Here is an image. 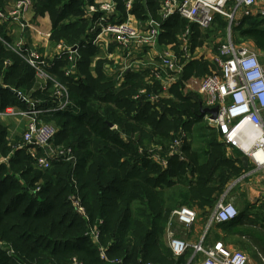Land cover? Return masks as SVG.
I'll list each match as a JSON object with an SVG mask.
<instances>
[{"label":"trees","instance_id":"1","mask_svg":"<svg viewBox=\"0 0 264 264\" xmlns=\"http://www.w3.org/2000/svg\"><path fill=\"white\" fill-rule=\"evenodd\" d=\"M11 1L0 0V8L6 10ZM32 1L34 18L48 16L52 25L43 71L69 89L71 101L66 111L43 120L57 129L54 146L71 149L74 161L38 168L33 147L24 143L25 127L11 136L0 122V264H110L108 259L188 264L192 250L177 258L165 242L172 212L183 206L199 210L206 225L230 184L248 168L244 155L226 145L202 116L203 97L186 89V83L204 79L218 67L202 58L187 59L182 39L188 32L193 56L211 38L221 39L214 48L217 55L229 36V22L216 15L212 27L203 31L178 15L161 21L162 0H135L136 20L145 24L151 16L162 22L158 46L173 50L183 64L182 78L167 97H160L162 84L147 81L149 69L126 71L119 80L107 75L114 62L93 44L100 15H87L95 0ZM116 1L124 20V0ZM5 31L6 25H0V38L13 44ZM230 34L235 45L251 43L264 65V18H241ZM60 42L78 47L81 59L71 76L66 75L71 64L65 58L51 57ZM39 85L35 69L0 40V111L31 106L8 88L38 108L53 107L54 85L45 90ZM152 96L159 98L152 101ZM179 140L182 159L171 153ZM37 153L45 155L42 149ZM153 153L167 160V166L152 159ZM78 199L85 217L74 206ZM251 213L254 221L248 219ZM236 220L218 225L225 239L237 251L264 257V226L257 228L264 223L263 209L248 206ZM94 230L98 242L91 237Z\"/></svg>","mask_w":264,"mask_h":264},{"label":"built area","instance_id":"2","mask_svg":"<svg viewBox=\"0 0 264 264\" xmlns=\"http://www.w3.org/2000/svg\"><path fill=\"white\" fill-rule=\"evenodd\" d=\"M95 1L96 4L89 8L87 15L88 17L100 15L96 23L99 32L93 44L99 48L103 56L114 62V66L107 69V75L119 80L123 78L126 71L132 69L136 71L139 67L143 70L149 69L150 76L147 77V81L161 82L160 97H167L173 84L182 78L184 70L181 59L173 50L158 46L162 22L151 16L145 24L138 22L132 14L135 0H124L127 14L124 20L118 12L116 0ZM263 3L264 0H162L159 13L161 21H167L178 15L198 25L201 30L211 28L216 15L224 17L229 22V36L225 43L221 44L218 54L211 60L218 67V72L201 80L192 79L186 83V89L201 95L206 108L218 107L217 119L212 121L207 116V121L209 126L219 131L226 145L243 150L241 139L249 140L250 132L261 137L258 150L253 148L245 153L250 160L260 164L264 163V65L260 63V54L251 43L235 45L230 32L232 26L241 18L256 16L264 18ZM33 7L32 0H19L10 10L0 8V25L9 26L10 33L18 35L13 40V44L1 38L0 40L6 48L17 53L35 69L40 81L39 89L45 90L49 83L54 85L56 103L53 107L38 108L36 103H32L19 93L21 100L31 106L27 110L8 107L0 111V122L15 121L24 124V143L33 147L30 151L37 167L47 170L51 168L54 161H74L71 149L54 146L57 129L43 120L45 115L66 111L71 101L69 89L43 71L45 59L50 58V48L41 54V49L27 42L32 22L28 17L33 15ZM7 30L8 32L5 31V33L9 37V29ZM182 51L187 59L197 58V52L193 56L189 50L188 32L182 39ZM51 57H63L71 64L66 70L67 76L77 73L81 59L78 47H69L64 42H60L56 45ZM145 93L141 92L142 95ZM158 98V96L151 97L152 101H157ZM181 146L182 141H176L171 150V153L180 159L184 157ZM38 149L45 151V155L38 156ZM151 158L167 166V160L159 155L153 153ZM246 175L237 178L221 197L207 223V230L214 224H226L237 219L239 211L227 198L233 187L240 185L247 178ZM73 203L76 210L84 216L80 200H74ZM197 220V211L186 206L172 212L165 238L175 257L184 256L190 249L193 255L188 264H248L249 260L245 253L232 250L223 242H217L208 247L204 244L205 238H202L197 245H193L187 238L176 236L175 227L188 230ZM91 237L98 242V231L94 230ZM101 255L106 259L104 253ZM108 261L110 264H124L119 259L112 261L108 259Z\"/></svg>","mask_w":264,"mask_h":264},{"label":"crops","instance_id":"3","mask_svg":"<svg viewBox=\"0 0 264 264\" xmlns=\"http://www.w3.org/2000/svg\"><path fill=\"white\" fill-rule=\"evenodd\" d=\"M14 3H15V1L12 0L10 5L7 6L6 10H10ZM263 6H264V3H263ZM28 19L32 22H31V27H30V35L27 39V42L31 46H34V47H37L41 50L47 51V49L50 48L49 47V40H50V36H51V31H52V25H51L49 17L46 16L44 18L39 17V18L35 19L34 15H30L28 17ZM7 28L9 29V35L8 36L10 38L12 37V39L15 40L18 35L11 34L9 26L6 27L7 32H8ZM17 30H19V29L17 28ZM17 34H18V32H17ZM207 116H209V115H207ZM207 116L205 117L206 119H207ZM12 123L13 124H10L9 126H11L12 129L14 126V130H16V131H18L17 129L23 127V125H20L19 122L15 123L14 121H12ZM235 150H237V149H235ZM247 168H248L247 172L245 173V174H247L246 175L247 178L240 185V187L242 189L241 191L243 192V195H240L241 196L239 198L240 200L239 199L236 200V198L232 197L231 192L227 198V200L229 202L234 203L236 207L238 206V210L240 213H242L243 210L248 206L249 207L254 206L256 209H263L264 208V163L260 164L259 162L257 163L254 160H250ZM196 211L198 213V220L191 229L195 232L196 237L198 239H202V238H205L207 236L210 229L207 230V227H206L207 224L206 225L203 224V218L200 216L201 211H199V210H196ZM252 214L253 213H251L248 216V219L254 221L256 218H255L254 214L253 215ZM211 215H210V217H211ZM210 217H209V219H210ZM236 221L237 220H235L234 223ZM236 224H238V223H236ZM262 225L264 226V223L263 224L258 223L257 228H260ZM243 226H245L244 223L242 224V227ZM254 227H256V226H254ZM211 230L212 231L210 233V236L208 237V240H206V243H207V245L205 244L206 246L210 247V246H213L217 242H223L224 241L223 242L224 245H227V247H229L230 249L235 250V247L229 243V239L228 240L225 239V238H227V235L225 236L221 232V229L220 228L218 229L217 224H214L211 227ZM217 236H219V237L222 236V238H220V241H219V239H217ZM186 238L189 241V237H186ZM243 253L249 254V256L247 255L248 260H249L248 264H264V257L263 256L259 255L258 258L255 259L251 256V254L248 251L247 252L243 251Z\"/></svg>","mask_w":264,"mask_h":264},{"label":"rangeland","instance_id":"4","mask_svg":"<svg viewBox=\"0 0 264 264\" xmlns=\"http://www.w3.org/2000/svg\"><path fill=\"white\" fill-rule=\"evenodd\" d=\"M14 5H15V3L13 4V6ZM12 7H11V9H12ZM203 31H206V30H203ZM211 40H212V38L210 39L209 44H207L205 47L200 48L199 50L196 51L197 52V54H196L197 58L205 59V60L209 61L210 63L212 62L211 60L213 59V57L216 55V53H214L215 46L218 45L219 42H221V39H219L217 41H211ZM261 58L264 61V56H261ZM3 124L7 126L8 131H9V135L11 134V136H13L14 134H16L18 132H20V133L24 132V128L23 127L17 129L18 131L14 130V126H13V129H12V127L9 126L10 124H13L12 121H8V122L6 121ZM20 125L24 126V124H22V123ZM253 148H255V146H253L251 149H253ZM236 151H238L240 154H243V155L245 153L243 150H239V149H237ZM43 153H45V151H43ZM246 153H248V152H246ZM38 156H41V155H38ZM232 183H234V181ZM232 183L230 184L229 187H231ZM240 185H237V186L233 187V190L231 192V196L236 198V200H238L241 197L240 195H243V192L241 191L242 189H241ZM237 209H238V206H237ZM263 210H264V208H263ZM175 228H176V232H175L176 236L181 237V238L189 237V243H192L193 245H197L200 242L201 239H198L196 237V234H195V232L192 229H188L187 230V229H183V228H177V227H175ZM175 228H174V230H175ZM166 240L167 239L165 238V242H166ZM166 244H167V242H166ZM167 246H168V244H167ZM246 255L249 256V254H247V253H246Z\"/></svg>","mask_w":264,"mask_h":264},{"label":"water","instance_id":"5","mask_svg":"<svg viewBox=\"0 0 264 264\" xmlns=\"http://www.w3.org/2000/svg\"><path fill=\"white\" fill-rule=\"evenodd\" d=\"M8 89L11 92H13L17 97H19L20 99H22L21 95L18 92L14 91V90H12L10 88H8ZM0 91H1V88H0ZM218 113H219L218 107H215L213 109L202 108V110H201L202 116L206 117L207 115H209V117H210V119L212 121H215L217 119ZM249 161H250V157L247 154L244 153V157L242 158V162L244 163V165H245L246 168L249 165Z\"/></svg>","mask_w":264,"mask_h":264},{"label":"bare ground","instance_id":"6","mask_svg":"<svg viewBox=\"0 0 264 264\" xmlns=\"http://www.w3.org/2000/svg\"><path fill=\"white\" fill-rule=\"evenodd\" d=\"M250 134H251V138L249 140L241 139V148L243 149L245 153L250 152L253 146H255V150H258V147H260L261 137L256 133L253 134L252 132H250ZM260 157L262 158V155H260Z\"/></svg>","mask_w":264,"mask_h":264}]
</instances>
